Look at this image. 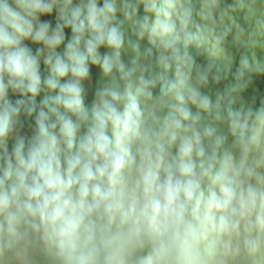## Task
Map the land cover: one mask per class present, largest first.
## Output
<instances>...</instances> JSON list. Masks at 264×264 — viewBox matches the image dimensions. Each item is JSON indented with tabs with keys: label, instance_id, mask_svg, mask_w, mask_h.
I'll return each mask as SVG.
<instances>
[{
	"label": "clouds",
	"instance_id": "obj_1",
	"mask_svg": "<svg viewBox=\"0 0 264 264\" xmlns=\"http://www.w3.org/2000/svg\"><path fill=\"white\" fill-rule=\"evenodd\" d=\"M0 264H264V0H0Z\"/></svg>",
	"mask_w": 264,
	"mask_h": 264
},
{
	"label": "rangeland",
	"instance_id": "obj_2",
	"mask_svg": "<svg viewBox=\"0 0 264 264\" xmlns=\"http://www.w3.org/2000/svg\"><path fill=\"white\" fill-rule=\"evenodd\" d=\"M93 74L95 75V69L93 70ZM9 148L11 149V142L9 144Z\"/></svg>",
	"mask_w": 264,
	"mask_h": 264
}]
</instances>
